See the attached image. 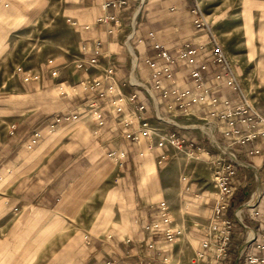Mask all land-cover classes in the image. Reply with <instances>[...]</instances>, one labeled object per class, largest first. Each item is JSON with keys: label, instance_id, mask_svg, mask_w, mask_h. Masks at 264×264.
I'll use <instances>...</instances> for the list:
<instances>
[{"label": "crops", "instance_id": "obj_1", "mask_svg": "<svg viewBox=\"0 0 264 264\" xmlns=\"http://www.w3.org/2000/svg\"><path fill=\"white\" fill-rule=\"evenodd\" d=\"M103 1L82 0L81 6L71 11L70 18L77 19L78 26L73 31L81 46L75 60L87 61L98 50L96 68H91L87 74L72 68L70 76L62 68H37L33 74L39 76L38 80H23L25 100L15 112L16 128L0 139V208L10 213L8 229L9 235L14 234V239L9 238L8 242L15 249L16 264L26 262L27 250L50 248L48 243L57 237L61 242L58 248L61 249L62 264H103L110 260L124 264L125 260L119 257H126L131 252L145 254L148 252L146 244L151 240L154 241L151 253L157 255L154 264H160L164 257L173 264H190L195 251L200 248L203 227L212 214L216 189L202 190L191 183L183 186L182 179L186 175L180 179L174 172L172 178H168L159 170L156 164L159 155L167 152L169 156H174L171 153L173 148L153 147L139 157L137 150L144 148V143L136 144L123 138V133L129 128L121 121L125 115L132 113V108H127L120 115L105 110V125L95 133V122L87 106L90 93L80 85L82 79L95 77L107 66L114 68L115 78L122 84L136 56L138 66L133 77L151 86L153 80L144 58L155 56V41L164 44L171 55H175L186 43L201 46L202 58H208L211 48L208 33L198 30L193 24L190 8L194 0H125L119 8H103ZM108 14L116 15L120 25L115 26L112 19L98 20ZM149 32L154 33L153 38L148 36ZM138 39L142 41L138 42ZM53 69L57 70L56 76L51 75ZM173 69L179 85L189 84L187 67L183 63L176 62ZM215 70V66L210 64L211 83ZM235 71L241 82V72L236 66ZM59 74L64 79L65 90L59 88L60 83L52 80ZM148 85L151 96L155 97L151 100L153 107L143 90H138V101L147 105V117L154 126L163 123L153 118L155 113L164 121L178 125L164 126L163 123L156 126L179 135L188 132L186 138L197 141L209 139L205 132L220 146L216 140L220 134L216 133L214 123L204 127L193 123L200 120L201 110L195 109L191 117L178 111L170 117L165 110L166 100ZM122 90L127 93L134 88L124 85ZM215 93L234 103L241 101L238 94L226 87L216 89ZM250 102L264 115V103L256 102L255 106ZM67 112L79 115L77 119L63 121L49 131L48 125L53 122V116ZM34 130H40L42 136L28 150L25 142ZM263 145L262 140H257L244 147L231 148L232 153L225 152L241 162L234 179L237 187L229 204L233 206L229 217L236 220L237 226L233 248L244 237L237 219H243L251 228L264 223V185L260 180V171L264 170L263 156L247 153L252 147ZM115 149L126 151L121 168L108 155ZM223 150L228 151L227 148ZM207 156L212 160V155ZM249 172L254 173L253 180L248 179ZM246 181L256 184L258 200L254 203L261 214L260 222L252 220L247 214L249 204L246 203L252 200L254 192L248 193L243 188ZM247 194L248 200L243 203L242 199ZM162 200L167 203L174 224L183 228V235L175 243L167 242L162 234L152 236L142 229L155 217L156 205ZM236 211L238 216L242 215L238 217ZM5 212L0 214V218L6 216ZM247 219L256 225H250Z\"/></svg>", "mask_w": 264, "mask_h": 264}, {"label": "built area", "instance_id": "obj_2", "mask_svg": "<svg viewBox=\"0 0 264 264\" xmlns=\"http://www.w3.org/2000/svg\"><path fill=\"white\" fill-rule=\"evenodd\" d=\"M125 4V0H104L103 8H119ZM193 14V24L198 30H208L209 27L204 17L202 9L197 0H194L190 8ZM112 19L115 26L120 25L119 18L114 14H108L99 21ZM67 21L72 26H78L76 20L70 18ZM88 27V26H86ZM212 45L208 58H202L201 46H194L190 43L183 44L176 52L171 55L164 44L155 41L153 48L156 50L155 56L145 57L144 63L150 70L152 85H148L133 77L138 60L132 59V67L128 73L126 81L122 84L115 78V71L112 66H107L102 72L92 78H84L80 81L83 90L90 93L87 99V106L90 109L92 118L95 122V133H98L105 125L104 111L109 110L112 114L120 115L127 108H132V113L125 115L121 123L129 129L123 133V138L139 144L144 143V148L137 150V155L143 157L149 149L173 148L179 152L193 154L212 155L211 164L213 165V185L216 189L212 214L203 227L204 234L199 246L190 260V264H264V223H259L255 228L249 227L243 219H237L238 227L244 231V237L240 244L233 248L235 232L237 231L236 220L226 216L224 211L228 206V199L235 192L236 184L234 179L238 172L241 162L236 157H231L225 152H221L204 132L209 139L197 141L195 138H186L177 134L175 131L154 126L151 119L147 117L148 107L145 103L138 101V90H143L150 99L151 107L155 100L146 85L153 91L158 92L164 102L165 110L168 114L175 115L176 111L183 116H194V110H201L200 120L202 123H214L216 133L220 138H216L219 143H224L230 148L234 146L244 147L250 142L262 140L264 142V115L259 113L251 104L247 93L243 90L242 84L235 71V64L231 61L223 47L216 40L215 36L209 31ZM149 37L153 38L154 33L149 32ZM138 39V42H141ZM99 44V43H98ZM84 49V47H82ZM98 50L87 61L75 60V67L81 69L83 73H89L91 68H96ZM162 60V62H159ZM181 62L187 67L186 79L189 84L179 85L173 65ZM210 64L215 66L212 73L213 83L210 82ZM20 68H18L19 70ZM52 76L57 75V70L51 71ZM37 74L25 72L23 80H38ZM128 85L134 90L124 92L122 87ZM221 87L229 88L240 97V102L234 103L231 99L215 93ZM77 112H67L53 116V122L48 125L49 131L63 121H73L78 117ZM168 116V115H166ZM156 121L168 125L177 126L175 123L166 122L153 114ZM132 126H134L132 128ZM14 129V127H13ZM40 130H34L28 136L25 147L32 149L41 139ZM155 139V140H154ZM208 141V144L207 142ZM249 155L263 156L264 167V145L262 147H252L247 150ZM112 160L121 168L124 164L126 151L115 149L108 152ZM169 154L163 152L159 155L157 162L161 163L168 160ZM248 216L260 222L261 214L257 209L256 203L247 206ZM174 218L170 213L167 203L159 201L155 209V217L142 226L143 231L150 235L162 234L169 243H175L183 235V228L174 224ZM148 252L145 254L131 252L123 259L124 264H154L157 255L151 253L154 250V241L146 244ZM117 260H110L107 264H116ZM160 264H170L164 257Z\"/></svg>", "mask_w": 264, "mask_h": 264}, {"label": "rangeland", "instance_id": "obj_3", "mask_svg": "<svg viewBox=\"0 0 264 264\" xmlns=\"http://www.w3.org/2000/svg\"><path fill=\"white\" fill-rule=\"evenodd\" d=\"M197 1L207 21L209 31L226 51L237 70L241 72V84L249 100L254 105L260 101L264 103V0ZM81 2L82 0H0L1 140L13 133L16 128L17 116H15V112L19 106H23L25 100L23 93L25 84L23 74L25 72L33 74L37 68L47 66L51 69L58 68L60 70L62 68L66 75L70 76L72 68L78 69L75 67L74 60L75 56L79 54L81 46L73 31L77 26H71L67 19L72 18L71 11L80 7ZM209 31L206 29L202 32L208 33ZM208 40L212 45L209 33ZM18 68L20 69L18 70ZM52 80L55 83H60L58 84L59 88L65 90L66 87L62 83L64 79L60 74ZM33 99L35 98L33 97ZM202 122V120H198L193 123L203 127L213 124ZM161 124L156 123L159 126ZM166 125L164 123V126ZM180 135L188 137L189 133L184 132ZM206 142L208 144V141ZM227 142L220 143L222 148L215 145L221 152H230L231 148L224 144ZM224 148H227L228 151H224ZM171 153L174 156H169L166 161L158 163L156 160L159 170L164 172L168 178H172V174L175 172L180 179L186 175V178L182 179L183 186L191 183L197 184L202 190H215L212 181L211 158L197 152L188 154L172 150ZM260 173L261 184L264 185V170H261ZM247 177L253 180L254 173L249 172ZM241 179H244V175H241ZM246 182L243 188L247 189L248 193L254 192L252 200L246 203V205H251L258 200L256 184L254 181ZM232 197L228 199L227 212L226 209L224 211L226 216H230L233 212V206L229 205L233 200ZM248 197L249 194L242 199L243 203L248 200ZM237 207L239 206L235 208ZM238 210L241 211V208ZM5 211L0 208V214L5 212L6 215L0 218V264H16L14 263L15 249L10 247L8 242L9 238L14 239V234L9 235L10 229H8L10 213ZM241 215L242 213L238 217ZM247 221L252 226L256 225L252 220L247 219ZM48 244L51 247L47 249L27 250L24 264H62L61 249L58 248L61 242L58 237ZM188 260L189 258L186 263ZM168 262L173 264L170 260ZM178 262L184 263L180 260Z\"/></svg>", "mask_w": 264, "mask_h": 264}, {"label": "bare ground", "instance_id": "obj_4", "mask_svg": "<svg viewBox=\"0 0 264 264\" xmlns=\"http://www.w3.org/2000/svg\"><path fill=\"white\" fill-rule=\"evenodd\" d=\"M168 122V121H167ZM219 148H220V146H219V144L217 145ZM229 155V154H228ZM230 156V155H229ZM259 194V193H258ZM257 198H258V195H257ZM248 206H250V204L248 205ZM236 215L238 216V213H236Z\"/></svg>", "mask_w": 264, "mask_h": 264}]
</instances>
